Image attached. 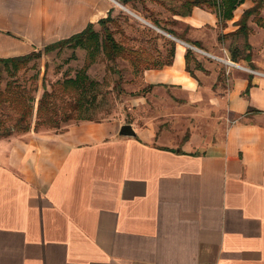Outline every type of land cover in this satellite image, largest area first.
Instances as JSON below:
<instances>
[{
  "label": "crops",
  "instance_id": "crops-1",
  "mask_svg": "<svg viewBox=\"0 0 264 264\" xmlns=\"http://www.w3.org/2000/svg\"><path fill=\"white\" fill-rule=\"evenodd\" d=\"M130 3L0 0V58L122 11L139 18ZM251 3L226 28L200 7L189 15L161 8L159 17L189 28L186 40L209 44L207 32L218 42L236 31ZM147 20L178 42L171 66L140 78L153 86L145 93L164 89L182 104L174 126L136 113L135 137L121 135L126 122L111 117L1 138L0 264H264V77L231 61L219 85L207 65L194 77L192 46L178 27L170 25L174 35Z\"/></svg>",
  "mask_w": 264,
  "mask_h": 264
},
{
  "label": "rangeland",
  "instance_id": "rangeland-1",
  "mask_svg": "<svg viewBox=\"0 0 264 264\" xmlns=\"http://www.w3.org/2000/svg\"><path fill=\"white\" fill-rule=\"evenodd\" d=\"M183 1L131 0L130 5L139 18H132L126 11H122V13L114 15L113 21L108 24V27L114 32L117 41L127 46L147 50L151 55L149 59L152 62H165L171 48L170 41L175 40L166 36L157 26H155L156 28L149 27L147 25L149 20L147 19L157 22L162 28L167 30H170V25H176L178 27L176 31L178 37L187 39V35L190 33L189 28L186 29L178 22L172 21V18L166 20L159 17V15H162L161 8L170 10V12L172 10L177 13L184 12ZM252 2L251 4L254 6L255 2L253 0ZM241 12L242 10L237 11V15H240ZM259 16L262 18L263 24L258 23L255 16L249 20L251 32L248 40L243 35H237L227 39L224 38L222 41L218 40L217 42L216 37L213 34L209 35L207 32L206 37L209 39V44L201 43L202 48L189 44L192 46L190 48L194 52L195 59L191 63L193 73L195 74L197 69L195 66L196 60L197 62L201 61L202 65L217 69L220 75L216 85H219V83L224 82L223 79H227L229 69L235 65L227 63V61H231L246 67L250 73L264 77V27H261L264 25V7ZM144 25L146 26L145 28L143 27ZM95 31L103 37L104 28L102 25L96 24ZM175 42L178 43L177 41ZM246 42H249L250 45L252 44L251 50L246 47ZM212 49L214 53L218 54L217 56L212 57L208 54L209 52L207 51ZM231 49L237 50L239 61L232 60ZM249 51H251L252 59L256 61L253 65L245 60ZM88 59V49L78 46L64 47L63 49L45 53L40 59L30 62L14 75L9 71L12 69H7L4 65H1L0 92L6 89L9 82H13L20 89L36 98V108H38L39 101L46 91L49 94L48 103L52 108L60 113L71 111L70 104L76 102V95L64 92L62 82L68 77H75L76 73L89 61ZM145 71L147 70L136 72L128 61L121 58L111 61L100 50L88 72L90 77L96 80L98 84L91 91L88 98L84 100L85 107L78 109L77 113H75L76 118L67 124L82 121V119L101 121L111 117H119L126 124H130L132 119L136 118V113H138L142 119L149 115L151 120L156 122L162 129L168 125L174 126L178 119L176 116L179 111L178 106H182V104L178 100L175 101L171 94L169 96L165 94L163 92L164 89H158L159 91L151 93L155 89L153 88L151 92L142 94V90L148 87L147 83L140 79ZM205 73L210 76L212 72L206 71ZM93 96L95 99H93ZM17 117L18 114L8 104H0V119L6 122L5 127L0 126V136L6 127L13 129L14 135L18 133L14 129ZM37 120L38 118L35 114L32 119L33 128H35ZM65 126L66 123H63L61 124V129H57V127H51L46 123H40L37 130L61 131ZM186 131L187 127L183 128V134Z\"/></svg>",
  "mask_w": 264,
  "mask_h": 264
},
{
  "label": "trees",
  "instance_id": "trees-1",
  "mask_svg": "<svg viewBox=\"0 0 264 264\" xmlns=\"http://www.w3.org/2000/svg\"><path fill=\"white\" fill-rule=\"evenodd\" d=\"M123 1L128 3L131 0ZM246 1L248 0H184L182 7L185 9L183 12L185 15L191 14L195 7H200L217 13L220 20V27L226 28L228 26V22L234 19L235 11ZM253 1L255 2V5L252 8L246 10L242 18L238 21L237 25L239 28L234 32L220 36L219 41H222L224 38L227 39L231 36L237 35H243L246 40H248L251 32L249 20L253 16H255V19L258 21V23L260 22V24H263L262 18L259 15L261 14V10L264 7V0ZM112 21L113 17L111 16L99 21V24L104 28L103 37H101L100 33L95 31V24L91 23L83 32L78 33L68 39L50 44L43 50H34L31 53L21 56L0 58V68L1 65H4L7 69H12L9 71L14 75L17 73V71L27 66L30 62L40 59L43 54L50 53L56 49L82 46L87 48L89 51V61L85 64V66L76 73L75 77H68L62 82V88L64 92L76 95V102L70 104L71 111H63L60 113L56 109L52 108L48 103L49 94H47L46 91L39 101L38 108H36V98L34 96L29 95L13 82H9L7 84L6 89L0 92V104H8L9 107L18 114L16 123L14 125V129L18 133L15 135H19V133H26L32 131L33 129L35 131H39L37 128L39 127L40 123H46L51 127H57V129H61V124L66 123L67 126L68 122L74 120L76 118L75 113H77L78 109L83 108V106L85 107L84 100L88 98L91 91H93L98 84L96 80H93L90 77L88 72L91 65L95 62L98 52L100 53V50H102L105 56L111 61H115L120 58L128 61L136 72H141L142 70L148 69L163 68L165 66H171L174 63L177 46L175 41H170L171 48L168 52L167 60L165 62H152L149 59V56L151 55L147 50L127 46L126 44L117 41L114 32L108 27V24ZM156 25L161 27L157 22ZM168 32L176 35L173 31L168 30ZM183 40L199 48H202L200 42H191L186 39ZM246 47L249 48V50L252 48L249 42H246ZM231 55L232 60L239 61V56L236 49H231ZM194 60V52L191 48H188L186 53L187 70L195 77V74L191 69V63ZM245 60L253 65L251 51H249V53L246 55ZM195 66L197 69L202 68L201 63L197 62V60L195 62ZM152 87L153 86H149L142 90V92L145 93ZM249 87H251V84ZM93 99H95V97ZM35 114L37 115L38 120L36 121L35 128H33L32 119ZM46 115L47 117H45ZM5 123L6 122L4 120L0 119V126L5 127ZM65 127L62 128L61 131L65 130ZM11 136H14L13 129L6 127L3 134H1L0 139Z\"/></svg>",
  "mask_w": 264,
  "mask_h": 264
},
{
  "label": "water",
  "instance_id": "water-1",
  "mask_svg": "<svg viewBox=\"0 0 264 264\" xmlns=\"http://www.w3.org/2000/svg\"><path fill=\"white\" fill-rule=\"evenodd\" d=\"M188 45V44H187ZM189 46V45H188ZM120 134L128 137H135L137 133L132 124H124L121 128Z\"/></svg>",
  "mask_w": 264,
  "mask_h": 264
},
{
  "label": "bare ground",
  "instance_id": "bare-ground-1",
  "mask_svg": "<svg viewBox=\"0 0 264 264\" xmlns=\"http://www.w3.org/2000/svg\"><path fill=\"white\" fill-rule=\"evenodd\" d=\"M184 49V48H183ZM233 63V62H232Z\"/></svg>",
  "mask_w": 264,
  "mask_h": 264
}]
</instances>
